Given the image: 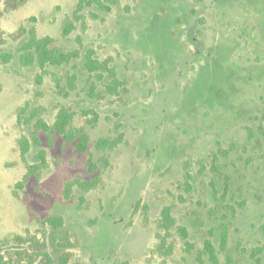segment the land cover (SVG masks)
I'll return each mask as SVG.
<instances>
[{
  "label": "rangeland",
  "instance_id": "obj_1",
  "mask_svg": "<svg viewBox=\"0 0 264 264\" xmlns=\"http://www.w3.org/2000/svg\"><path fill=\"white\" fill-rule=\"evenodd\" d=\"M77 2L0 0V264H215L207 241L218 264H264V0H119L66 36ZM31 29L79 58L22 65ZM63 108L86 152L39 126Z\"/></svg>",
  "mask_w": 264,
  "mask_h": 264
},
{
  "label": "trees",
  "instance_id": "obj_2",
  "mask_svg": "<svg viewBox=\"0 0 264 264\" xmlns=\"http://www.w3.org/2000/svg\"><path fill=\"white\" fill-rule=\"evenodd\" d=\"M119 0H78L76 9L73 13L74 17L69 18L64 27V35L70 33L72 29L76 27L75 20L79 21L85 17V11L87 8H97L102 11H110L113 4H116ZM86 9V10H85ZM20 51L22 52L20 61L24 66H37L39 67L43 74L48 73L49 67H63L66 66L73 61L77 60L80 56L78 50H66L60 46L55 45L54 39L51 36H43L40 37L37 35L34 29H31L28 32V39L25 43L20 47ZM9 59V55H7ZM84 69L90 73H96L100 78L104 77L105 72H109L113 76L112 84L108 86V90L117 94L119 92L118 87L123 84L121 80L116 78L115 71L109 67L108 61H100L95 57V51L90 50L87 52L84 61ZM75 79L76 76L72 75L68 79V85L71 89L75 88ZM74 119V113L68 109L63 108L59 111L57 118L53 125H48L46 122L42 121L39 123V126L43 128L46 132L57 133L61 135L66 142L73 143L75 142L76 150L80 153L86 152L88 148V143L90 140L89 134L83 128H73L72 122ZM120 139H109L104 138L97 142L98 148H114L118 145ZM19 145L21 149V155L24 157L29 149H30V141L28 138L23 137L19 140ZM44 162V156H43ZM38 166L31 165L29 166L28 172L25 175L27 178L32 171H34ZM79 183L83 190H89L95 185L93 181H75L73 183H69L68 188H70L73 184ZM46 223L55 226L61 227L64 225V219L62 217L51 216L45 220ZM174 225V221L172 219L170 210L165 208L162 211V218L160 222V226L169 229ZM226 235L223 236L225 240ZM17 239L21 242L27 243L30 241V237H22L20 235L17 236ZM6 240V239H5ZM1 240V241H5ZM32 240V239H31ZM162 247V245H161ZM206 248L208 253L211 255L212 260L215 264H218V258L215 253V249L210 241L206 242ZM19 256L27 254L25 251L16 252ZM168 254V253H163ZM39 255V254H38ZM37 256V254H36ZM35 256V257H36ZM1 256L0 258H2ZM70 253H64L59 259L58 264H71L70 263ZM47 264L51 263L52 257L49 254H46ZM35 259V258H34ZM8 261L12 260V257L6 259ZM29 262L32 264L33 260L30 259Z\"/></svg>",
  "mask_w": 264,
  "mask_h": 264
}]
</instances>
